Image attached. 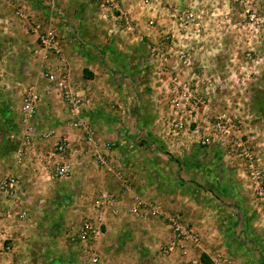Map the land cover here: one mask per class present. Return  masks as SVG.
I'll return each mask as SVG.
<instances>
[{
    "label": "rangeland",
    "instance_id": "rangeland-1",
    "mask_svg": "<svg viewBox=\"0 0 264 264\" xmlns=\"http://www.w3.org/2000/svg\"><path fill=\"white\" fill-rule=\"evenodd\" d=\"M50 31L58 55L41 46ZM51 69L81 99L78 129ZM31 147L54 157L26 192ZM12 176L0 264H264V0H0V181ZM103 194L114 210L74 244ZM173 217L198 245H172Z\"/></svg>",
    "mask_w": 264,
    "mask_h": 264
},
{
    "label": "built area",
    "instance_id": "built-area-1",
    "mask_svg": "<svg viewBox=\"0 0 264 264\" xmlns=\"http://www.w3.org/2000/svg\"><path fill=\"white\" fill-rule=\"evenodd\" d=\"M21 17H24V14L21 12L19 13ZM40 29V26L34 25L31 27V30L33 33H38ZM40 42L42 48H44L47 52L51 51L55 53L56 55L61 53V45L60 41L57 37V34L55 31H50L45 34L40 35ZM68 77L65 73V71L60 70L58 73H56L55 70L48 71V80L49 82L56 85L59 91L64 92L65 98L70 102L71 104V111L75 115V122L73 124V127L78 129L82 126V121L80 119L81 114V99L74 96L71 89L68 88ZM40 94L37 92L35 88H30V90L27 92V95L24 100V109L26 110L27 114L31 116L34 111L35 107L37 106L38 102L40 101ZM221 123L218 125L220 126ZM87 133L91 134V132ZM93 142V138L90 135L89 137V143ZM55 153L60 156L62 159H64L68 153H69V142L67 139H64V141L57 142L55 146ZM99 161L101 164L105 163L102 157H99ZM62 165V164H61ZM59 165L56 167V175L60 178L67 177L70 173V170L68 169L67 165L64 163L62 166ZM18 178L15 177H9L7 179L0 181V195H6V196H12L15 194V192L18 189L19 182ZM258 195L260 197H264V186H260L258 188ZM117 204V199L114 196H108L107 194H103L100 198V200L97 201V206L100 208V212L97 216H88L82 223V226L80 227V230L76 234V236H72V241H74V244L77 243H83L87 244L89 242L95 241L97 238V235L99 234L100 225L102 224L101 221L103 220V215L105 214V211L108 207H111L113 209L115 205ZM114 210V209H113ZM115 212V211H114ZM171 221L173 222V228H174V235H175V241L172 244L173 246L176 243H181L183 241L191 240L195 244L200 243V238L197 236V234L191 230L188 229L186 226H184L180 220L179 217H173L171 218ZM173 246H169L167 253L172 251ZM189 264H203L200 259L197 260H191ZM214 264H231V262L228 260V258H225L223 256H218L217 259H214Z\"/></svg>",
    "mask_w": 264,
    "mask_h": 264
},
{
    "label": "crops",
    "instance_id": "crops-1",
    "mask_svg": "<svg viewBox=\"0 0 264 264\" xmlns=\"http://www.w3.org/2000/svg\"><path fill=\"white\" fill-rule=\"evenodd\" d=\"M42 109V108H41ZM48 112V109H45ZM50 120V119H49ZM39 122H42L40 120H38ZM51 123V122H50ZM55 124H58L55 123ZM70 136H72V134H70ZM46 141V140H45ZM50 142V140H49ZM46 143V142H45ZM48 147V146H47ZM46 149V148H45ZM29 157H28V161L26 163V165L28 166L27 171L25 172V182L23 184L24 190H26V192H29L30 190L33 189V186L30 184L32 183L33 185H38V181L37 178L39 176V172L36 170L37 167L38 169H41L43 171L44 169V165L48 162L49 163V159H51L52 157H54V152H49L48 150H40L38 151L36 148L31 147V149H29ZM47 153V154H46ZM36 160V163H35ZM38 163V164H37ZM45 171H43L42 174H44ZM74 178L72 179L73 182L76 181L77 179V175L78 172L74 174ZM75 184V183H74ZM39 196V195H38ZM40 197V196H39ZM27 200H31L30 197H26V204H29ZM42 202L46 201V200H41ZM10 206H12V203L9 204ZM209 253V252H206Z\"/></svg>",
    "mask_w": 264,
    "mask_h": 264
},
{
    "label": "trees",
    "instance_id": "trees-1",
    "mask_svg": "<svg viewBox=\"0 0 264 264\" xmlns=\"http://www.w3.org/2000/svg\"><path fill=\"white\" fill-rule=\"evenodd\" d=\"M203 259H204V261H206V260H207V256L204 255V256H203Z\"/></svg>",
    "mask_w": 264,
    "mask_h": 264
}]
</instances>
